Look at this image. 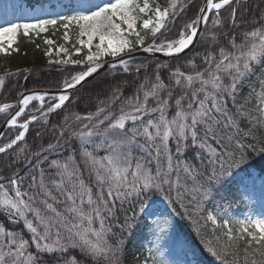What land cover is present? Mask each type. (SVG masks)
<instances>
[{"label":"snow or ice","instance_id":"6c2138e0","mask_svg":"<svg viewBox=\"0 0 264 264\" xmlns=\"http://www.w3.org/2000/svg\"><path fill=\"white\" fill-rule=\"evenodd\" d=\"M226 6L235 26L238 10L244 8L241 0H206L199 9L205 14L185 24L177 41L143 47L141 32L150 31L153 36L159 33L165 21L176 16L177 3L161 8L152 7L148 0H143L142 5L139 0L85 2L72 14L54 19L6 21L5 26H0V53H8L21 33L39 35L58 24L65 29L74 26L80 47L73 48L77 53L86 48L87 55L83 60L56 61L89 64L86 71L64 81L65 90L72 89L96 72L101 66L98 62L105 56L115 59L132 53L137 46L145 52L163 51L169 56L183 52L198 36V25L203 22L207 26V13H213L214 27L222 26L220 13ZM148 13L151 16L144 19ZM131 36H135V41L129 39ZM63 39L69 40L68 31ZM96 40L98 43L93 45ZM206 42L215 45L203 55L202 62L207 67L192 73L177 67L172 73L179 94L157 74L156 82L142 96L138 92L127 98L118 114L108 109L100 119L106 111L100 108L94 116L83 117L89 123L73 133L80 143L79 161L72 154L63 162L53 160L49 167L55 172L46 173L41 168L39 178L33 175L27 189L17 179H10L11 190L0 184V213L12 225L22 224L19 232L0 224V264H38L45 255L51 264H80L75 252L87 258L88 264H119L117 253L122 241L114 244L109 239L113 234L109 221L117 218V210L132 212L121 226L122 231L130 230L136 220L137 205L142 213L150 194L173 190L181 207L188 196L189 203L195 202L194 211L205 213L200 219L205 226L211 225L215 242H209L208 251L221 264H241V259L243 264H264V217L231 220L225 218L226 208L218 207L216 214L204 208L214 188L231 184L244 171L242 166L248 165L250 154L264 159V140L258 135L264 133V18L253 21L249 30L239 36L213 32ZM45 43L51 45L53 41L46 39ZM119 63L125 72L129 71L126 60ZM189 64L196 68L194 59ZM3 82L0 77V85ZM245 87L248 92L242 95ZM32 100L43 103L44 96L29 95L21 103L27 106ZM68 100V95H60L59 102L53 103L47 112H54ZM8 107H0V112ZM22 112L23 108L12 117V126ZM94 118L95 123H91ZM35 119L33 116L32 120ZM19 127L23 131L0 147V153L24 139L29 124L25 122ZM101 149L103 156L97 154ZM165 199L172 203L167 194ZM125 204L130 207L125 209ZM167 223L153 221L159 232ZM32 248L35 251H30ZM157 251L155 244L148 249L153 264ZM144 264H148L147 259ZM160 264L166 262L161 260Z\"/></svg>","mask_w":264,"mask_h":264},{"label":"trees","instance_id":"16d2710c","mask_svg":"<svg viewBox=\"0 0 264 264\" xmlns=\"http://www.w3.org/2000/svg\"><path fill=\"white\" fill-rule=\"evenodd\" d=\"M39 1V0H33ZM203 0H176L178 10L176 16L170 17L165 30L157 36L153 42L157 45L174 42L179 39V33L184 29V25L190 23L199 12ZM163 7H168L167 0H158ZM244 8L238 10L237 24L232 25L230 19V10L228 7L221 11L220 18L223 21L221 27L213 26L210 16L207 26L203 32L200 43L191 50L186 56L171 62H155L151 60H141L128 64L129 71L116 69L112 72L102 74L92 80L87 86L75 94L71 100L58 112L43 118L34 123L28 130L25 140L15 147L12 151L0 155V184L11 189L10 179H17L22 182L23 189H27L33 175L39 178L40 169L43 168L46 173H54L55 169L49 167L53 160H63L70 154L76 155L79 161V140L73 136L74 132L83 128L89 121L83 117L92 114L94 116L98 109L105 108L106 111L100 116L107 114L110 109L118 114L119 109L126 105L127 98L133 97L138 92L142 96L144 90H148L152 83L156 82V75L160 79L174 88L176 94L179 89L174 87L172 73L177 67L185 73H192L197 70H203L207 67L202 58L206 51L212 50L215 45L206 41L210 39L213 32H223L236 34L239 36L243 31L249 30L253 21H259L264 18V0H241ZM181 13L179 15L178 12ZM20 47L15 53L0 56V77L3 78V84L0 85V107L16 103L24 93L36 90L56 91L64 87L65 80H71L87 68L73 65L49 63L44 53L28 44L26 39L20 36ZM221 41L226 43L224 37ZM199 54V55H198ZM195 60L194 69L190 60ZM143 86V88H142ZM245 87L243 93H247ZM119 97V99H117ZM150 103L151 100H150ZM34 108H31V111ZM28 114L20 122L26 121ZM80 117L81 119H77ZM5 116L0 117V127L5 121ZM91 123H95V118ZM246 125H242L244 127ZM63 131V136H61ZM259 138L264 140V133H259ZM17 136V131H8L2 138L0 146H5ZM99 143V139H96ZM53 145V148H49ZM75 150V151H74ZM91 150V146L89 147ZM97 154L103 156L104 150ZM191 154L189 153V156ZM81 163V169L84 165ZM244 171L239 176L223 188L213 189L212 198L204 202V208L207 212L215 213L218 207H234L245 210L247 204L246 194H243L239 187L243 177H248L252 172L257 173L262 180L264 188V159L255 154L248 156V165L242 166ZM84 178L88 179V174L84 172ZM156 199H162L169 211V220L171 222V236L174 243L178 244L186 251L189 261L194 264H221L208 251V245L212 239L211 225L205 226V221L200 216L205 213H196L194 203H189L191 199L185 196L181 207V201L176 198V191L171 193H160ZM169 196L172 203L165 199ZM154 199V198H153ZM155 199V200H156ZM249 201V200H247ZM148 201L145 200V204ZM124 205V208H129ZM139 206H136V209ZM131 217L132 212H125L118 209L116 219L110 220L113 234L109 239L115 244L122 241L121 251L117 253L119 264H144L147 251L145 243L148 241V222L143 213L137 214L133 227L130 230L122 231L125 217ZM0 224H4L10 230L20 231L21 225H12L7 222L2 213H0ZM25 236H28L24 229ZM30 251H34L33 248ZM80 259V264H88V259L80 257L78 252L74 253ZM38 264H51V261L44 256ZM241 264L243 261L241 259Z\"/></svg>","mask_w":264,"mask_h":264},{"label":"rangeland","instance_id":"374dc122","mask_svg":"<svg viewBox=\"0 0 264 264\" xmlns=\"http://www.w3.org/2000/svg\"><path fill=\"white\" fill-rule=\"evenodd\" d=\"M30 0H0V26H5V22H14V23H24V22H33L36 18L41 19H54L58 15H69L72 14L74 10L78 8L81 3L91 2L95 4H100L101 0H58L53 1L49 5H45L42 8L37 7L33 11H28V2ZM169 5L173 2L177 3L176 0H167ZM141 5L143 0H139ZM149 4L152 7L159 5L163 7L158 0H148ZM33 4V3H31ZM178 10V8H177ZM151 16V13L143 16L144 19H147ZM169 21V20H168ZM165 21V27L161 29L159 33H156L155 36L151 34L150 31H142L141 35L144 36V45L143 47H148L150 43L159 36L164 29L167 27V22ZM65 31L69 33V40L65 41L63 39ZM78 29L74 26H70L69 29L61 27L59 24L55 27H49L48 31L40 33L39 35L30 34L29 36H24L22 33L18 35L16 41L13 43L11 49L8 53H0V56L9 55L11 53L17 52L20 47V35L23 36L28 44L34 45V47L42 51L49 63L53 64H64L57 63L56 61L62 60H83L87 55L88 50L86 48L82 49L79 53L75 51L73 45L76 48H79L80 45L76 43V34ZM51 40L53 43L51 45L46 44L45 40ZM129 39L135 41V36L129 37ZM98 43V40L93 42V45ZM137 46L136 49L143 48ZM61 48L67 49V52L60 51ZM93 51L95 47L93 46ZM46 52L50 54L46 55ZM127 53V52H126ZM125 54V53H124ZM113 59L110 56L103 57L98 63ZM64 65H73L88 68L89 64L87 62L83 64H64ZM82 127H80V130ZM101 152V151H99ZM240 191L243 194L247 195L245 200L248 205L245 211L236 212L234 210L227 209V216L225 218L235 220V219H244L246 217H264V188L262 186V181L258 178L256 173H251L248 177H243L240 187ZM11 190V189H9ZM159 194L157 192L150 194L145 200L147 202V207L143 213L144 217L148 222V234L149 240L146 244L147 250L151 248L154 244L158 246V251L155 253V264H160V261L163 260L166 264H193L189 261V257L186 255V251L180 247L178 244L174 243L171 236V222L169 220V211L162 199H156ZM154 198V199H153ZM156 199V200H155ZM249 200V201H247ZM128 205V204H125ZM224 208V207H220ZM137 214H140L139 207L136 209ZM216 214V212L214 213ZM154 220L164 221L166 220L167 225H162L164 230L159 232L155 229L153 224ZM27 231V230H26ZM35 251V249L33 248ZM148 264H153V258L149 255L148 252Z\"/></svg>","mask_w":264,"mask_h":264},{"label":"water","instance_id":"95a60500","mask_svg":"<svg viewBox=\"0 0 264 264\" xmlns=\"http://www.w3.org/2000/svg\"><path fill=\"white\" fill-rule=\"evenodd\" d=\"M205 2L206 0H204L203 4L201 7H203L205 5ZM205 13H200L199 11V14L198 15H204ZM208 15H210L211 13H207ZM204 26L205 24L203 22H201L199 25H198V36L195 38L194 42L192 45L189 46V48L185 49L183 52L181 53H173V55H165V53L163 51L161 52H145L143 51V49L141 50H138L136 52H133V53H130V54H126V55H123V56H120L116 59H112V60H109V61H106V62H102V63H99L101 66L97 69L96 72L92 73L90 76H87L85 78L84 81H82L80 84L76 85L75 88H72V89H67L65 90L62 89L60 91H55V92H48V91H36V92H30V93H27V94H24L21 96V98L19 99V101L12 105V106H9V108H13L15 109V111L11 114V116L6 120V122L3 124V126L0 128V139L2 138L3 134L9 129V128H14V127H17V126H12L9 122L10 120L12 119V117H14L16 115V113L18 111H20L21 108H23V112L22 114L25 112V110L31 105L33 104L34 102H37L38 100H33L32 102H29V104L27 106H24L21 101L24 99V97L26 96H29V95H43L44 98L45 97H52V102H56L58 103V97L62 94H66L69 96V100L70 98L76 94L78 91H80L83 87L87 86L92 80H94L96 77L104 74V73H107L113 69H116V68H119L121 67L122 65L119 63V61L121 59H124L126 60L128 63L129 62H134V61H139V60H154V61H159V62H165V61H172V60H175L177 58H180L184 55H186L190 50H192L199 42L200 38H201V35H202V32H203V29H204ZM68 100V101H69ZM68 101H65V103L61 106V108L68 102ZM59 108V109H61ZM59 109H56L54 112L58 111ZM1 113V112H0ZM48 112H44L42 114H40L39 116H36V118H39L45 114H47ZM53 113V112H51ZM21 114V115H22ZM20 115V116H21ZM19 116V117H20ZM17 117V119L19 118ZM35 120H30L28 122L29 124V127L30 125L34 122ZM28 127V129H29ZM20 128V127H18ZM21 129V128H20ZM21 131H23V129H21ZM28 131V130H27ZM26 131V133H27ZM25 133V135H26ZM24 140V139H23ZM23 140H20V141H17L15 144L12 145L11 148H7L5 152L9 151L10 149H12L13 147H15L16 145H18L21 141ZM3 152V153H5ZM2 154V153H0Z\"/></svg>","mask_w":264,"mask_h":264}]
</instances>
